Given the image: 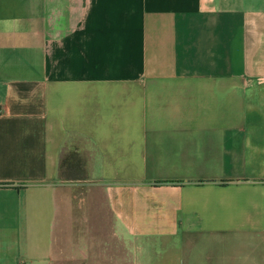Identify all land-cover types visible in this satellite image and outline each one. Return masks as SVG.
Instances as JSON below:
<instances>
[{
  "label": "crops",
  "instance_id": "0c3cea01",
  "mask_svg": "<svg viewBox=\"0 0 264 264\" xmlns=\"http://www.w3.org/2000/svg\"><path fill=\"white\" fill-rule=\"evenodd\" d=\"M0 104V264L52 263L76 167L98 264H264V0H0Z\"/></svg>",
  "mask_w": 264,
  "mask_h": 264
},
{
  "label": "rangeland",
  "instance_id": "374dc122",
  "mask_svg": "<svg viewBox=\"0 0 264 264\" xmlns=\"http://www.w3.org/2000/svg\"><path fill=\"white\" fill-rule=\"evenodd\" d=\"M77 168L65 169L69 176L62 178L58 188L59 211L51 264L105 263V258L93 255L91 249L101 250L106 243L104 239L111 230L110 210L96 183L74 178L81 173Z\"/></svg>",
  "mask_w": 264,
  "mask_h": 264
},
{
  "label": "trees",
  "instance_id": "16d2710c",
  "mask_svg": "<svg viewBox=\"0 0 264 264\" xmlns=\"http://www.w3.org/2000/svg\"><path fill=\"white\" fill-rule=\"evenodd\" d=\"M69 158L70 156H66V158L64 159V164H67L69 162Z\"/></svg>",
  "mask_w": 264,
  "mask_h": 264
},
{
  "label": "built area",
  "instance_id": "2783aa9c",
  "mask_svg": "<svg viewBox=\"0 0 264 264\" xmlns=\"http://www.w3.org/2000/svg\"><path fill=\"white\" fill-rule=\"evenodd\" d=\"M2 112V106H1V104H0V113Z\"/></svg>",
  "mask_w": 264,
  "mask_h": 264
}]
</instances>
